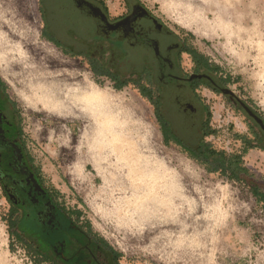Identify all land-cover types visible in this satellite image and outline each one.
<instances>
[{"label": "rangeland", "instance_id": "1", "mask_svg": "<svg viewBox=\"0 0 264 264\" xmlns=\"http://www.w3.org/2000/svg\"><path fill=\"white\" fill-rule=\"evenodd\" d=\"M262 3L261 0H250V4L242 8L240 23H222L228 28H221L222 33L234 44L235 49L232 48L235 52L228 48L225 50L224 43H218V38L201 41L194 34L190 43L221 65L224 76L231 77L226 88L264 115ZM182 5V13L193 18L195 12L192 8ZM1 11L13 38L20 42L35 41L54 47L66 60L74 62L81 75L94 86L110 92L106 120L102 116L103 119L86 139L87 143L82 142L76 147L77 156L73 159L72 155L62 152V145L67 144L68 140H64L59 128H52V116L43 113V104L23 96L19 86L9 83L4 75L11 73L0 70V75L8 83V92L20 106L25 131L34 140L30 143L31 151L42 167L47 182L60 191V201L69 208L78 207L82 210V222L90 221L97 233L122 252V264H264V202H257L249 188L243 184L231 182L218 173L208 172L175 144L166 145L154 106L133 85L117 90L110 80H105L103 84L97 83L88 64L81 58L67 56L53 43L42 39V18L37 0H0ZM249 22L247 31L243 25ZM182 65L188 72L193 70L191 57L186 53ZM199 92L211 106V123L216 129V133L208 136L207 140L229 153L241 152L244 145L238 135H252L245 115L235 108L226 93H218L208 87L200 88ZM67 123L75 134L79 133L82 126L80 118L69 119ZM244 161L256 176L264 178V151L250 149L244 155ZM113 162L118 166L149 165L168 169L176 178L182 197L181 201L168 200V213L170 216L179 214L184 232L194 236L196 251L193 257L171 258L163 249L161 240H149L145 234L134 232L125 223L117 221L107 194L102 190L104 183L98 171L109 164L107 172L116 175L118 168L114 169L110 165ZM68 171L75 174L74 181L68 177ZM76 175L79 178L76 179ZM9 209L10 204L0 186V248L12 264H35L19 241L13 240V246H10L12 237L7 220Z\"/></svg>", "mask_w": 264, "mask_h": 264}, {"label": "trees", "instance_id": "2", "mask_svg": "<svg viewBox=\"0 0 264 264\" xmlns=\"http://www.w3.org/2000/svg\"><path fill=\"white\" fill-rule=\"evenodd\" d=\"M124 1L127 11L113 17L106 0H39L40 36L65 55L81 58L97 83L110 80L117 90L133 85L154 106L166 145L175 144L208 172L243 184L257 202H264V178L244 161L250 149L264 151V115L226 94L245 115L252 135H238L241 152L215 147L207 140L216 133L211 106L199 90L224 93L231 77L190 43L192 33L177 32L141 0ZM136 5L143 13L135 11ZM185 53L193 63L191 72L182 65ZM8 89L0 75V186L10 204V246L19 241L35 264H122V252L90 221L82 222V210L65 205L60 191L47 182L31 151L34 140L25 131L20 106Z\"/></svg>", "mask_w": 264, "mask_h": 264}, {"label": "bare ground", "instance_id": "3", "mask_svg": "<svg viewBox=\"0 0 264 264\" xmlns=\"http://www.w3.org/2000/svg\"><path fill=\"white\" fill-rule=\"evenodd\" d=\"M193 2L200 4L199 0H193ZM245 6V0H216L215 4L217 14L223 18L224 25L234 21L240 23V13ZM2 14L1 11L0 70L3 73H11L4 75L9 83L19 86L23 96L43 104V113L46 116H52L50 120L53 124L52 128L55 130L59 128L65 137L64 140H68L67 144L62 145V152L72 155L74 159L77 156L76 147L86 142L94 127L103 119L102 116L106 120L110 92L94 86L81 75L79 67L74 62L66 60L54 47L35 43V41L28 43L21 40L20 42L13 38L8 23L4 21L6 17ZM222 22L219 27L228 29L222 25ZM73 118H80L82 123L78 134H75L67 123V120ZM110 165L114 169H120L119 171L117 169L116 175L107 172L110 169L109 164H106L105 168L97 169L104 183V185L102 183V190L107 194L112 213L117 221L121 224L125 223L134 232L145 234L149 240H161L163 249L171 258L172 256L193 257L196 251L194 236L184 232L179 214L170 216V212L168 213V200H180L182 197V190L168 169H158L149 165H141L142 167L129 164L118 166L115 163ZM67 175L74 181V173L72 175L68 171ZM76 176V179L79 178V175ZM0 264H12L2 248H0Z\"/></svg>", "mask_w": 264, "mask_h": 264}, {"label": "crops", "instance_id": "4", "mask_svg": "<svg viewBox=\"0 0 264 264\" xmlns=\"http://www.w3.org/2000/svg\"><path fill=\"white\" fill-rule=\"evenodd\" d=\"M199 1L200 4L198 2H193V0H145L142 2L155 14L164 19L166 23L177 32H190L193 35H197L198 39L201 41H205L204 39L206 38L215 40L218 38V43H224L225 50L228 48L230 51L235 52V50H233V48L235 49L233 46L234 44L230 43V39L223 34L222 29L217 26L219 22H222L223 18L220 14H217V8L215 7L216 0ZM261 1H263L262 8H264V0ZM106 2L110 14L113 17L122 15L127 11L124 0H106ZM182 4L192 8L195 12L193 18H189L182 13ZM245 4L249 5L250 0H245ZM37 7L39 8V0H37ZM250 22L243 25L247 31Z\"/></svg>", "mask_w": 264, "mask_h": 264}, {"label": "water", "instance_id": "5", "mask_svg": "<svg viewBox=\"0 0 264 264\" xmlns=\"http://www.w3.org/2000/svg\"><path fill=\"white\" fill-rule=\"evenodd\" d=\"M223 91H224V93H226V94H230V95H232V96L237 97V96L234 95V93H233L230 89H228V88H224ZM246 110L248 111V113H249L250 115H252L253 117H255V118H256V119H257V120L263 125V122L260 120V118H259L256 114L252 113L247 107H246Z\"/></svg>", "mask_w": 264, "mask_h": 264}, {"label": "flooded vegetation", "instance_id": "6", "mask_svg": "<svg viewBox=\"0 0 264 264\" xmlns=\"http://www.w3.org/2000/svg\"><path fill=\"white\" fill-rule=\"evenodd\" d=\"M140 8V9H139ZM135 11H139L140 13H143V10L141 9V6H138L136 5L135 6ZM126 28V30H129L130 29V26L127 25V26H124ZM56 46V45H55ZM57 47V46H56ZM58 48V47H57ZM59 49V48H58ZM263 151V150H262Z\"/></svg>", "mask_w": 264, "mask_h": 264}]
</instances>
